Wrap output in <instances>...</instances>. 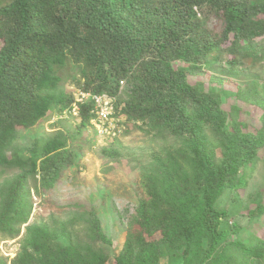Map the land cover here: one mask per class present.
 I'll return each instance as SVG.
<instances>
[{"label": "trees", "instance_id": "obj_1", "mask_svg": "<svg viewBox=\"0 0 264 264\" xmlns=\"http://www.w3.org/2000/svg\"><path fill=\"white\" fill-rule=\"evenodd\" d=\"M209 15L221 21L218 33L208 27ZM262 36L264 0H0V177L14 171L0 182V235L15 239L25 227L20 254L0 256V264H109L101 246L108 240L92 211L28 225L31 190L51 191L73 155L61 131L27 154L13 143L20 130L71 109L73 98L62 87L74 79L62 72L70 65L84 92L116 96L115 109L139 131L182 141L153 155L137 230L127 232L112 264H159L177 255L182 264H258L261 244L224 245L228 233L219 225L226 212L215 205L227 189L244 185L240 170L257 162L264 135L248 132L214 92L190 84L187 75L202 68L237 74ZM120 81L126 89L117 96ZM91 107L90 101L79 107V135L89 127Z\"/></svg>", "mask_w": 264, "mask_h": 264}, {"label": "rangeland", "instance_id": "obj_2", "mask_svg": "<svg viewBox=\"0 0 264 264\" xmlns=\"http://www.w3.org/2000/svg\"><path fill=\"white\" fill-rule=\"evenodd\" d=\"M207 25L217 33L221 30V21L214 16L209 15ZM254 43L256 51L246 57L248 64L240 63L235 68L237 74L202 68L196 73H188L187 78L190 84L199 83L206 91L214 92L221 109L244 123L248 132L264 135V36L255 39ZM175 65L178 68L185 66L182 63ZM219 66L224 70L229 67L226 59H221ZM62 72L64 76L74 77L62 86L73 98L71 109L61 115L49 113L35 127L20 130L13 143L22 154H27L32 145L40 146L49 135L61 131L66 135L67 146L73 155L72 165L63 169L51 191L36 195L31 190L34 205L28 225L50 223L51 218L65 220L80 210L92 211L108 240V244L101 246L109 257L108 263L112 264L123 247L127 232L137 230L134 220L139 203L145 198L143 180L155 171L153 155L162 156L168 149L180 147L182 141L166 132L144 134L137 129V124L127 121L120 107L115 109L114 123L118 128L114 136H99L91 127L79 135L80 118L74 113L76 99L80 93H93L82 90L84 81H74L79 78L74 67L70 65ZM124 85L119 84L117 96H122L126 89ZM258 155L257 162L240 170L244 185L227 189L216 202V209L226 212L219 225L220 231L228 233L224 245L239 241L245 247L264 246V147L259 149ZM13 175L14 171L6 170L0 182ZM33 185L34 182L31 188ZM24 228L21 227L15 239L0 235V256L11 260L20 254ZM56 241L60 245L65 243L60 236ZM227 250L231 256L238 253L235 246ZM255 260L264 264V252L262 259ZM159 264H182V260L178 255L167 256Z\"/></svg>", "mask_w": 264, "mask_h": 264}, {"label": "built area", "instance_id": "obj_3", "mask_svg": "<svg viewBox=\"0 0 264 264\" xmlns=\"http://www.w3.org/2000/svg\"><path fill=\"white\" fill-rule=\"evenodd\" d=\"M120 85H123L124 82L120 81ZM115 98L107 94H90V93H80L76 99V106L74 113L77 115L79 106L85 105L90 101L92 107L90 108V120L89 127L92 128L94 133L97 135H115V129L118 128L115 125V116H117L115 110ZM87 100V101H83ZM84 103V104H83ZM80 104V105H79ZM120 130H117L119 133Z\"/></svg>", "mask_w": 264, "mask_h": 264}, {"label": "clouds", "instance_id": "obj_4", "mask_svg": "<svg viewBox=\"0 0 264 264\" xmlns=\"http://www.w3.org/2000/svg\"><path fill=\"white\" fill-rule=\"evenodd\" d=\"M80 107V106H79ZM79 111V110H78ZM78 115V114H77Z\"/></svg>", "mask_w": 264, "mask_h": 264}]
</instances>
